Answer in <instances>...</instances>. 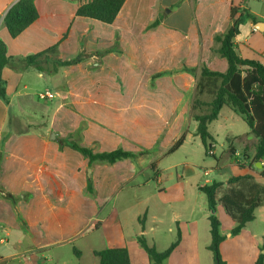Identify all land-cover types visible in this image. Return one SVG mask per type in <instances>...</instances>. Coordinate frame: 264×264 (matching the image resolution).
Listing matches in <instances>:
<instances>
[{
  "label": "crops",
  "instance_id": "1",
  "mask_svg": "<svg viewBox=\"0 0 264 264\" xmlns=\"http://www.w3.org/2000/svg\"><path fill=\"white\" fill-rule=\"evenodd\" d=\"M17 1L0 0V39L9 57L41 52L68 32L57 52L50 55V68L56 59L70 60L60 52H68L71 46L78 47L75 57L83 53L84 59L58 67L56 73L34 70L52 86L56 96L50 100L24 91L28 88L24 79L33 69L16 70L12 64L3 71L9 104L0 99V243L13 236L12 224L22 226L19 215L26 227L16 233L15 240L19 249L18 243L26 242L25 251H14L8 258L19 264H36L34 255L52 256L56 249L67 246H73L75 255L82 258L84 250L77 243L93 236L83 246L92 255V264H99L94 252L122 247L128 248L131 264H152L137 238L145 236L150 245L163 251L180 232V243L164 264H215L207 248L211 213L200 191L211 182L187 191L183 181L187 168L182 174L177 170L183 164L170 162L161 168L146 158L154 152L170 157L179 150L171 148L181 137L185 142L188 123H195L196 130L191 111L198 96L199 75L184 72L183 67L205 64L212 71L228 70L227 60L215 55L212 48L215 35L232 24V7L239 6L256 20L242 17L240 35L235 39L238 53L264 64V0H196L194 10L192 0H127L111 25L76 17L78 7L90 0H35L39 18L12 38L2 20ZM256 1L262 7H256ZM143 14L148 20H140ZM158 19L160 24L150 28ZM106 50L110 52L103 54ZM163 72L166 74L152 79ZM14 105L18 116L12 117ZM45 122L48 131H58L63 138L96 153L121 148L146 154L114 164H90L68 146L54 147L42 129L34 131ZM21 124L32 127L22 130ZM245 163L236 166L240 173L231 174L250 177L251 182L238 190L250 196L264 193L262 169ZM215 170L224 173L221 166ZM165 178L173 184L165 186ZM89 182L92 195L87 192ZM219 182L225 188V182ZM5 194L18 200L12 203ZM220 210L229 219V231H224L218 217L226 237L220 246L223 260L226 264H254L264 254V229L253 227L259 214L264 217V206L256 208L255 219L237 236L230 233L237 223L221 204L217 212Z\"/></svg>",
  "mask_w": 264,
  "mask_h": 264
},
{
  "label": "trees",
  "instance_id": "2",
  "mask_svg": "<svg viewBox=\"0 0 264 264\" xmlns=\"http://www.w3.org/2000/svg\"><path fill=\"white\" fill-rule=\"evenodd\" d=\"M127 0H90L81 4L75 12L76 17L91 19L111 25L115 22ZM248 0H244L247 2ZM196 0H192V9H195ZM177 3L174 7L179 6ZM35 4V0H18L6 12L2 23L8 30L12 38L18 37L27 28H29L38 18L39 12ZM241 8H231L230 27L221 34L214 37V46L212 52L228 62V70L225 73L212 71L205 64L198 67L190 68L183 67V71L199 77L197 86V95L211 91L214 95L209 102L202 100L196 96L191 115L197 123L196 136H199L206 151L213 148V137L210 134L209 127L212 121H217L224 107L235 110L240 115L245 123L250 128L251 132L257 138L255 145V162L262 163L264 161V64L259 60L244 59L237 50L235 39L240 35V25L242 17L252 19L256 22L253 15ZM238 14V15H237ZM160 24V20H156L150 28ZM66 32L62 39L53 46L32 54L26 57L11 58L7 54V46L0 39V99L7 105L9 99L7 97V81L3 77L4 69L12 65L16 70H30L37 72L56 73L58 67H67L78 64L84 59L83 53L71 60H57L52 63L53 68H50L49 57L55 54L61 43L67 38ZM106 50L103 54L109 53ZM101 54V53H99ZM166 73H158L153 76V80L165 75ZM6 138L3 139L2 145ZM184 143V136L181 137L171 148V151L178 149ZM68 146L73 150L78 151L83 157L89 160L90 164L94 163H109L132 159L135 160L138 156L146 154V152L134 153L124 149H116L107 152H94L88 147H83L77 142L69 141L68 139H60V147ZM2 155H0V160ZM262 175L264 176V167H262ZM250 177H230L228 183L230 185L240 183ZM223 183L213 181L209 185L200 188V191L205 194L210 210V235L211 243L207 247L212 252L215 264H226L221 256L220 246L225 241L226 237L221 232V222L217 217V207L222 205L227 213L234 219L237 226L230 232L231 235L237 236L246 225L255 219V210L260 207L261 199L259 195L250 196L247 193L235 189L234 187L227 190V193L222 197H218V191L222 188ZM87 192L93 194L92 183L89 182ZM1 193V191H0ZM5 199L15 203L18 199L12 194H5ZM22 226L25 227L21 216H18ZM26 228V227H25ZM181 240V233H177L176 240L165 250L159 251L155 246L148 243L145 236H139L137 241L144 249L152 264H164L177 248ZM77 252V250H74ZM74 252V253H75ZM99 260V264H131L128 248H106L101 251L94 252ZM254 264H264V254L259 256Z\"/></svg>",
  "mask_w": 264,
  "mask_h": 264
},
{
  "label": "rangeland",
  "instance_id": "3",
  "mask_svg": "<svg viewBox=\"0 0 264 264\" xmlns=\"http://www.w3.org/2000/svg\"><path fill=\"white\" fill-rule=\"evenodd\" d=\"M255 5L256 7H262V3L258 1L255 2ZM140 17V20L142 21L148 20V17L144 14L143 16L140 15ZM76 48L78 49L77 46H71L70 48H68L70 49L68 50V52L62 50L60 54H62L63 57L64 53L66 55L65 57L70 58V60L74 59L77 55L76 52L78 51L76 50ZM77 53H79V51ZM57 60L58 59H56V61ZM199 74L200 73H198V75ZM24 80L26 82L25 84H27L28 86V88L24 91L32 93L33 95H35V97L36 95L38 96L37 93L39 92H46L47 88L52 91V86L46 81V79H40L34 70H32ZM21 87L22 89H24L23 85H21ZM198 96L206 102L211 101L214 97L211 91L205 92L204 94ZM16 114L17 108L16 105H14L10 109V116L13 117ZM30 127L32 126L21 124L22 130H28ZM195 127V123H188L186 129H188L189 132L186 135L185 142L181 147H179V150L174 154H171L170 157H166V155L158 156V153L154 152L150 158L146 159L150 162L156 161L161 168L167 167L170 162L183 164L177 170L178 174H182L183 168H187L183 176V181L186 182L187 191H189L191 188H196V186L199 184L204 185L208 182L212 183L213 181L225 182V188H221L218 191V197H222L227 193V189L230 187V184L227 183V180L231 177V174H237L241 171L236 166H239V164L246 162L245 165H250L248 167H257V165H254L255 145L257 139L255 135L252 134L250 128L245 123L243 118L238 115L235 110L232 111L227 107H224L222 109L219 119L214 122L212 121V123L210 124L209 131L214 140L213 148L211 150L212 152L210 150H205L200 137L196 136ZM48 128L49 125L45 122L43 125L37 126L33 129L34 131H40L42 129L41 131L46 133V138H48L50 141H53L52 144L54 147L60 144V139H67L63 138L60 133L58 134V131L56 133L52 130L48 131ZM51 133L56 134L54 140L50 139ZM217 166H221L224 173L217 172L215 170ZM246 170L247 171L245 172H249V169ZM173 172H175V170H173ZM168 174L169 172H166L165 175L167 176ZM143 179L144 177H140V180ZM173 182H175V180ZM250 182V179L244 180L235 189H241L242 187H245V184H249ZM163 183L165 186L173 184L172 182H168L166 178L164 179ZM126 193L128 192L125 191V194ZM202 198L203 201H206V196L204 194L202 195ZM259 198L261 199L260 205L264 206V193L259 194ZM216 215L217 217L221 218L224 231H229L228 227L226 226L227 220L229 219L225 217V215H227L225 211L222 212L220 210V212L218 211ZM19 222L21 223V221L18 219V223ZM11 227L13 230V236L9 238L8 242H5L3 244L0 243V258L2 259L0 264H19L17 260H11L10 258H8V256L14 251L22 253L26 248V242L18 243V246L21 245L20 247L22 249H19L15 245L16 233H18L20 230L26 231V228L24 226H18V224H12ZM253 227L258 231L263 230L264 217L259 214L257 221L253 224ZM1 237L7 239L3 233L1 234ZM93 238L94 237L92 236L77 243V248L82 247V249L84 250V255L82 258L77 257L75 253H73V246H67L63 249H56L54 255L52 256L46 253L44 254L42 252L38 253L32 257V260H34L36 264H92L94 259L90 252L86 248H83V246L84 243H87L89 240L90 242H92Z\"/></svg>",
  "mask_w": 264,
  "mask_h": 264
},
{
  "label": "built area",
  "instance_id": "4",
  "mask_svg": "<svg viewBox=\"0 0 264 264\" xmlns=\"http://www.w3.org/2000/svg\"><path fill=\"white\" fill-rule=\"evenodd\" d=\"M56 96V94H54L53 92L47 90L44 93H39L38 94V98L40 100H50V99H54ZM211 151V150H210ZM212 152V151H211ZM262 167H264V161L261 163Z\"/></svg>",
  "mask_w": 264,
  "mask_h": 264
},
{
  "label": "water",
  "instance_id": "5",
  "mask_svg": "<svg viewBox=\"0 0 264 264\" xmlns=\"http://www.w3.org/2000/svg\"><path fill=\"white\" fill-rule=\"evenodd\" d=\"M260 24H263V23H260ZM259 24H256L255 26H256V28L257 29H259V30H261V27L260 26H258ZM263 26H264V24H263ZM55 135L56 134H54V133H51V140H54L55 139ZM257 167H259V169H262V165H261V163L260 162H257Z\"/></svg>",
  "mask_w": 264,
  "mask_h": 264
}]
</instances>
